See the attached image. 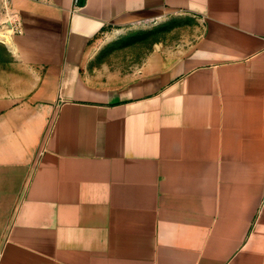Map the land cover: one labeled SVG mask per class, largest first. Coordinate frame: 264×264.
Wrapping results in <instances>:
<instances>
[{"label":"crops","instance_id":"crops-1","mask_svg":"<svg viewBox=\"0 0 264 264\" xmlns=\"http://www.w3.org/2000/svg\"><path fill=\"white\" fill-rule=\"evenodd\" d=\"M0 264H264V0H7ZM197 38L88 70L113 30Z\"/></svg>","mask_w":264,"mask_h":264},{"label":"rangeland","instance_id":"rangeland-1","mask_svg":"<svg viewBox=\"0 0 264 264\" xmlns=\"http://www.w3.org/2000/svg\"><path fill=\"white\" fill-rule=\"evenodd\" d=\"M11 20L8 1L0 0L1 33L11 36ZM199 28L197 18L177 13L110 31L95 44L88 70L104 74L133 73L154 53L178 54L197 38ZM0 41L5 40L0 38Z\"/></svg>","mask_w":264,"mask_h":264},{"label":"bare ground","instance_id":"bare-ground-1","mask_svg":"<svg viewBox=\"0 0 264 264\" xmlns=\"http://www.w3.org/2000/svg\"><path fill=\"white\" fill-rule=\"evenodd\" d=\"M11 35V34H10ZM0 38L1 39H4L5 40V42L13 49L14 48V46H13V43H12V38H11V36H9L8 34H6V33H1L0 32Z\"/></svg>","mask_w":264,"mask_h":264},{"label":"water","instance_id":"water-1","mask_svg":"<svg viewBox=\"0 0 264 264\" xmlns=\"http://www.w3.org/2000/svg\"><path fill=\"white\" fill-rule=\"evenodd\" d=\"M79 2H80V3H83V2H84V0H79Z\"/></svg>","mask_w":264,"mask_h":264},{"label":"built area","instance_id":"built-area-1","mask_svg":"<svg viewBox=\"0 0 264 264\" xmlns=\"http://www.w3.org/2000/svg\"><path fill=\"white\" fill-rule=\"evenodd\" d=\"M153 20V19H152ZM147 22V21H146ZM10 28V27H9ZM10 30H11V28H10ZM5 42V41H4Z\"/></svg>","mask_w":264,"mask_h":264}]
</instances>
